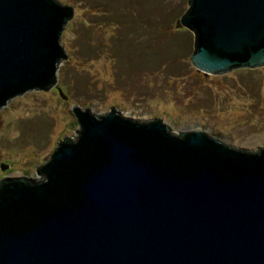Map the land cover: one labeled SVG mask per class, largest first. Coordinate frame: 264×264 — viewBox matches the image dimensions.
<instances>
[{"label": "water", "instance_id": "95a60500", "mask_svg": "<svg viewBox=\"0 0 264 264\" xmlns=\"http://www.w3.org/2000/svg\"><path fill=\"white\" fill-rule=\"evenodd\" d=\"M190 61L208 73L264 65V0H187ZM72 5L0 0V107L55 84ZM74 108L42 178L0 180V264H264V147L113 107Z\"/></svg>", "mask_w": 264, "mask_h": 264}, {"label": "rangeland", "instance_id": "374dc122", "mask_svg": "<svg viewBox=\"0 0 264 264\" xmlns=\"http://www.w3.org/2000/svg\"><path fill=\"white\" fill-rule=\"evenodd\" d=\"M57 1L74 9L60 36L74 59L59 60L52 87L0 107V180L42 178L56 143L78 135L76 107L99 115L112 106L124 117L161 119L175 134L200 130L241 150L264 147L246 144L264 139V65L195 68L194 35L175 26L187 0ZM192 124L199 129H178Z\"/></svg>", "mask_w": 264, "mask_h": 264}, {"label": "bare ground", "instance_id": "6f19581e", "mask_svg": "<svg viewBox=\"0 0 264 264\" xmlns=\"http://www.w3.org/2000/svg\"><path fill=\"white\" fill-rule=\"evenodd\" d=\"M192 126H193L194 128H193ZM187 127H188L189 129H196V128L199 129V126L195 127L194 124L190 125V127H189V125L181 126V127H178V129H187ZM199 131H200V130H199ZM263 141H264L263 138H254V139H252V140L246 142V144H248V145H257V146H258V144L263 143Z\"/></svg>", "mask_w": 264, "mask_h": 264}, {"label": "flooded vegetation", "instance_id": "af4514ba", "mask_svg": "<svg viewBox=\"0 0 264 264\" xmlns=\"http://www.w3.org/2000/svg\"><path fill=\"white\" fill-rule=\"evenodd\" d=\"M8 184H13V182L8 180L7 182H5V184H3V186H0V194H1L2 187H4L5 185H8Z\"/></svg>", "mask_w": 264, "mask_h": 264}, {"label": "trees", "instance_id": "16d2710c", "mask_svg": "<svg viewBox=\"0 0 264 264\" xmlns=\"http://www.w3.org/2000/svg\"><path fill=\"white\" fill-rule=\"evenodd\" d=\"M175 23H176V21H175ZM176 26V25H175ZM183 28H186V27H184V26H182ZM176 28H181V27H176Z\"/></svg>", "mask_w": 264, "mask_h": 264}]
</instances>
